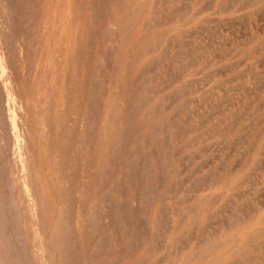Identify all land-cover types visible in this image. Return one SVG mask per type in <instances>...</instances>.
<instances>
[{"label":"rangeland","instance_id":"rangeland-1","mask_svg":"<svg viewBox=\"0 0 264 264\" xmlns=\"http://www.w3.org/2000/svg\"><path fill=\"white\" fill-rule=\"evenodd\" d=\"M10 1H13L11 6L14 5L12 10L8 9L7 0H0V10L3 11H0V53L5 51L7 72L13 77L18 93L31 94L30 86L36 78L35 66L29 62L25 68L21 67L17 43L21 34L26 33L27 42L32 39V32H27L31 31V22H35L34 13L41 12L36 14L42 20L44 12L40 5L39 9L35 8L39 0H27L30 4L35 1L36 6L27 2V6L18 8L22 13L16 14V0ZM77 1L82 15L79 16L82 31L79 30L78 42L82 43L84 52L81 53L82 49L77 47V50L81 49L77 51L81 53L77 57L82 56L79 60L82 62L80 67L79 62L75 64L79 77L73 82L77 91L72 106L74 112L69 118L70 126L72 122L81 121L80 117L85 114L82 108L87 103L83 100L87 92L90 107L87 121L94 119V122H89V135L91 132L94 134H91L92 140L96 138L98 130L95 135L97 127L94 126L100 119L98 114L104 109L108 113L107 140L112 142L115 100L111 89V66L119 60V49L114 52L116 45L111 43L119 38L116 39L109 26L120 14L121 7V13H125L123 25H128L130 13L135 11L132 8L138 6L139 0ZM148 4L143 14L138 10L140 13L134 20L135 32L123 44L125 50L133 40H138L137 43L144 47L139 52L143 54L132 84L130 88L124 86L123 91V98L128 95L132 98L134 94L133 98L137 97L135 100L132 98L136 101V127L128 125L131 114L127 113L128 108L123 107L121 126L127 121L128 126L122 127L120 186L117 191L110 163L112 151L108 150V165L100 182L105 192L99 194L100 183L97 182L94 191L98 194L93 209L88 212L96 219L93 224L89 221V227L93 225L91 235L83 242L87 261L90 264H112L114 261L118 264L120 260L119 264H207L210 255L213 260L217 259L213 264H264V0H150ZM57 5V8L62 6L58 12L63 14L65 0L61 3L59 0ZM113 6L117 9L114 10ZM30 7L34 11L36 9L33 14ZM13 12V16L22 14L21 26H13ZM141 35L145 36L142 40L139 39ZM143 42L147 45L144 46ZM33 57L32 53L30 58ZM104 70L109 71L106 72L108 75L105 76ZM101 71L104 78L99 77L100 74L103 76ZM86 79L88 82H84ZM126 100L130 102L128 98ZM26 120L37 139L32 109ZM0 126V133L4 134L6 123L1 118ZM72 126L62 133L64 137L60 136V140L63 138L61 147L65 141L67 149L64 145L59 150L76 155L78 129ZM135 130V133L130 132ZM4 137L1 135V140L8 150L9 143L6 144ZM69 141L73 143L70 145ZM13 148L11 146L10 153L14 156ZM37 149L35 157L38 160ZM62 164V167L68 166ZM77 167H70V177L76 189L65 190L69 196L65 195L68 213H75L79 193L82 194L87 187ZM117 194L121 216L118 245L115 240L112 242L114 234L112 228H107L109 225H106L107 230L98 229L105 227L108 217L114 216L110 211ZM106 214L110 215L105 218ZM107 222L110 224L109 220ZM241 230L243 236L246 234L243 242V236H235ZM96 243L103 249L101 246L93 249ZM118 247L120 250L116 253ZM221 256H226V259ZM102 257L105 263L102 262L104 259L100 260Z\"/></svg>","mask_w":264,"mask_h":264},{"label":"bare ground","instance_id":"bare-ground-1","mask_svg":"<svg viewBox=\"0 0 264 264\" xmlns=\"http://www.w3.org/2000/svg\"><path fill=\"white\" fill-rule=\"evenodd\" d=\"M30 1L31 0H29V2ZM61 1L62 0H60V3ZM12 2L10 0H7V3L9 4V5L7 4V6H9L8 9L10 10H12L11 8L12 6H14L13 4L11 6ZM27 2H28L27 0H16L15 9L13 7V9L16 11V14L22 13L18 11V8L21 5L25 7V4L27 6L28 5ZM34 2L31 4L29 3V5H32V4L35 5ZM65 2H66V5L65 7H63L64 12L63 14H59L60 11L58 12V10H60V8L62 7L61 6L57 8L58 6L57 4H59V0H39V4L36 3L37 7L35 8L39 9L40 7L42 9V11L44 12L43 17H42L43 19L41 20V17L39 18L37 15L41 12L39 13L36 12L37 14L34 13L36 9L34 11L32 7L30 8L33 10V12L29 10L32 14L33 13L35 14L34 15L35 22L34 21L31 22L30 24L31 31L27 32V33L32 32V35H31L32 39H29V42H27L28 40L27 41L25 40L26 33L25 34L20 33L21 34V36H19L20 41H18L19 43L17 44H19L21 67L25 68V66H27V64L30 62L31 65L35 66V71H36V73H34L36 78L32 80L33 82L30 86L31 91H32L31 94L25 93L23 95H20V93H18V87H15L13 77L9 76L7 72L8 67H7V62H5V58H6L5 51L2 54L0 53V73H1V76H0V118L4 120L6 123V127L4 128V131H3L4 134L0 133V264H90L88 263L89 260L87 261V258H86L87 256L85 255V252L83 251L84 250L83 242L85 238L88 239L90 237L91 235L90 228L91 226L93 227L92 224L94 223L96 219L94 214L90 213L91 215L90 216L88 215L89 214L88 212H91L90 209L92 208L94 204L95 196H97L98 194V192L95 193L94 189L96 187L97 182L98 183L102 182V179L105 176V169L107 168V165H108L107 152L108 150H111L112 156L110 159V163H111V167H112L114 177H115V181H114L115 187H117V191H118L119 186H120V175H121V169H122V164H121L122 163V152H121L122 146L121 145H122V129H123L122 127H126L125 125H127L128 121H129L128 125H130V127L132 125L135 126V123H136L135 122L136 120H134V118H136L135 117V112H136L135 106L136 105L134 104V102L136 101H133L134 99L133 97L135 96V94L132 97L133 99L130 97V95H128L129 97L123 98L124 96L123 91H124V86L130 88L132 84L133 74L135 72L136 66L138 65V62L140 61L139 60L140 55L143 54V53L140 54L139 52L140 50H142L141 48H144V47L140 46L143 44L137 43L138 40H135V41L133 40L130 44H128V48L127 49L125 48V50H123L124 48L123 44L126 43L127 40H129V37H131V35L135 32L134 20L136 21L137 19L136 17L140 13V12L138 13V10L143 11V9L146 8L150 0H139V2H137L138 6L136 5L137 7L132 8V11L135 8V11H133L134 13L133 12L130 13V16H129L130 19L128 20L129 21L128 25L126 24L123 25V17H124L123 14L125 13L123 12L121 13L122 7L119 8L120 14H117L116 12L117 15L115 17V21L114 23H111L113 25L110 24L111 26H109L112 28L111 31L115 33L114 35H116V39L118 40L119 38L118 41H115V40L114 42L110 41L112 42L111 45L113 43L116 45L115 46L113 44L112 46L117 47V48L113 47L114 48L113 51L115 49L117 50L119 49V51L116 50L117 53H119L118 55L119 60L116 62L113 61L114 65L111 66V68L113 67L112 68L113 85L111 89L114 90V92L112 93H113V97L115 100L114 102L115 104H113L114 107L111 106L114 108L113 113H112L113 115L112 119L113 118L115 119L114 128H113V137H112L113 141L110 142L107 140V129L108 128L106 126L108 122L106 118L108 117L107 115L108 113L106 114V111H104V109H102L103 113L100 112L101 111L100 109H99L100 111L99 110L97 111V112H100V114H98L99 115L98 118L100 119L97 121V123L95 122L97 125L94 124L96 125L94 127H97V129L95 128V131H94L95 135L97 132L96 130H98V134L96 135V138L92 140L91 132L89 135V130L91 126L89 122L91 121L94 122V119L91 121H87V118L89 119V116H90L89 114L90 107H89V99L86 96L87 94L86 92V94L83 93L85 95L84 97L81 95L83 97L84 102L85 101L87 102V103H84V107L82 108L85 114L83 115L81 113L82 114V116L80 117L81 121H75L76 120L75 119L74 120L75 123L72 122V125L74 123L76 127H74L75 125L74 126L71 125L72 128L78 129V132L75 130V133L77 132L76 134L78 136L77 137V143H78L77 151L79 153L77 152L76 155L72 153L73 155L72 156L67 151L64 153L60 151L61 149L59 150V148L61 147L60 142L63 140V138L62 140H60L61 139L60 136L62 135L64 131H69L71 127L70 126L71 122L69 118H71L74 112L72 109V106H73V101H74L76 91H77L75 88V85H73V82L75 81V79H78L77 77H79L78 72L76 71L77 68L75 67H77L76 65L82 57L81 56L80 58H78L77 56L78 55L80 56L84 49L83 47H81L82 43L78 42V34H80L79 30H81V23H80L81 20H79V16H82L81 14H79L81 12L79 11L80 9L79 3L77 0H65ZM125 3L128 4L127 2ZM129 3L131 4V1ZM38 5L40 6L38 7ZM117 6L119 5L117 4ZM116 7L114 8V10L117 9ZM24 10H26V8ZM14 12L11 14V17L13 16ZM143 13L144 11L142 12V14ZM21 16L22 14L20 16H17V15L13 16L12 22H14L13 23L14 27H16L17 25L21 26V23L23 20ZM14 17H16L15 20H14ZM60 19L61 20L63 19L64 23H60L61 21ZM93 29H95V27ZM20 30H23V29H20ZM106 30L104 31L106 32ZM123 30L125 32H123ZM144 37H142L141 35V38L139 37V39L142 40V38ZM86 38L87 37H85V39ZM79 39L81 40L80 36H79ZM30 41H31V44H30ZM92 42L94 43V41ZM99 42H101V40ZM145 45L147 44L144 43V46ZM77 47L82 49V50L78 49V50H81V53L80 51L79 53L77 52L78 51ZM32 53L34 57L30 58V55ZM112 56H113V53H112ZM93 58L92 59L90 58V59L93 60ZM108 61L106 60V62ZM80 62H79V67H80ZM83 67L82 69H80L81 71L83 70ZM108 67L106 68V70L108 69ZM102 68L104 67H101L100 69ZM93 69L95 68L93 67ZM101 72L103 74V71ZM106 72L109 73V71L104 70V74ZM107 73L105 74V76L108 75ZM104 74L103 76L100 74L99 77L104 78ZM80 75L82 76V74ZM84 75L86 76V73ZM93 76L95 77V75ZM107 79H105V84H106ZM102 80L100 81V83L102 82ZM84 82H88V80ZM98 87L100 88V85ZM89 88L90 87H88V89ZM99 91L101 90L99 89ZM126 98L130 99L128 100L130 102H127ZM100 102L102 101L100 100ZM99 106L100 105H98V107ZM96 107H97V104H96ZM123 107H126V109L128 108L127 113L129 112L131 116L128 117L129 115L127 114L128 115L127 117L130 119L127 122L124 120L126 124L121 126L122 121H123L122 120ZM31 109L33 113V118L35 119L37 130H38V135L36 134L38 136L37 139L35 138L34 134L28 128V125H27V120H26L27 113H29ZM93 114H94V110H93ZM63 118H64V121L62 120ZM108 127H110V125ZM131 130H134V129H131ZM136 130L130 131V132L135 133ZM130 132L128 133L130 134ZM1 135H5L7 139V140L5 139L6 144L9 143L7 144L9 147L8 150L5 149L4 143L1 140ZM62 136L64 137V135ZM129 136H127L128 139H129ZM64 142L65 141H63V146L65 145ZM72 143H70V145ZM11 146L12 148L14 147L13 149H15L12 152L14 153V156L13 154L11 155L10 153ZM67 146L68 145L66 144L65 145L66 149H67ZM36 148L39 149L38 154L40 158L38 160L35 157ZM59 159L61 160L60 162H59ZM62 162L65 164H68V166L62 167L63 165ZM73 165L75 167H77L76 165H78L79 168L77 167V169L81 171L80 173H81L82 182H84V185H87V187L86 189H83L85 191L82 194L79 193V199H77L78 202H77V206H76L77 209L75 213L74 211H72V213L71 211L68 213V211L65 208L66 206L65 202L67 201V198L65 197L66 195L65 190L67 189L66 191L69 192V190L76 189L73 187L74 181L72 182V178L70 177L71 176L70 167ZM68 167H69V170H68ZM99 179L101 181H98ZM99 188H100L99 194L102 192H105L102 186V183H100ZM74 192H73V195H74ZM66 196L69 198L68 195ZM118 197H119V194H117L116 198L114 199L115 202H113V205H112L113 209L111 210L113 212L110 211V214H114L113 216L114 218L112 217L114 220L111 218L112 215L107 218V216L110 215V214L107 215L108 214L107 213L105 217L107 218L105 220L106 224L105 222H103L105 224L104 225L105 227H103L102 223L101 225L103 228L98 227V229L100 228L104 230L106 229V225H109L107 226V228L109 229L110 227L113 229V232L111 231L114 234V238L112 239V242L114 243L113 240H115V244L118 243V238H120L119 235H121L119 231L120 230L119 226L121 223V221L119 222V217L121 218V216H120V206L118 205L120 197L119 198ZM90 220L92 221V224L89 227ZM108 220L110 224L107 222ZM102 221H103V218H101V222ZM243 233H244L243 230L238 231V234L236 233L237 235L235 236L237 238H240L243 236ZM244 236L241 238V241L243 240V238H245ZM130 240L132 241V239ZM117 245L116 247L114 246L115 249L117 248ZM95 246L93 249L100 248L99 246L101 245H98L96 243ZM101 247L102 248L100 249H103V246ZM119 250L120 248L118 247L116 253H118ZM200 251L202 250L200 249ZM203 254L205 253L203 252ZM119 256L121 257V253ZM103 257L100 259L101 261L102 259H104ZM120 257L118 258L120 259ZM230 257L232 258V256ZM220 258L226 259V256L225 257L221 256ZM213 259L214 258L209 255L207 257L208 261L206 260L207 264H213L214 262L217 261V259L216 260H213ZM218 260H219V257H218ZM104 261L105 259L102 262ZM119 262H121V260ZM112 264H115V261Z\"/></svg>","mask_w":264,"mask_h":264}]
</instances>
